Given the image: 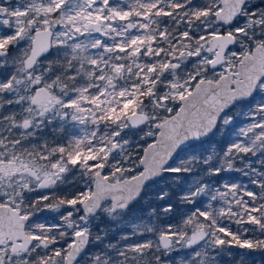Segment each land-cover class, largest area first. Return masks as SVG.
<instances>
[{
    "label": "snow or ice",
    "instance_id": "1",
    "mask_svg": "<svg viewBox=\"0 0 264 264\" xmlns=\"http://www.w3.org/2000/svg\"><path fill=\"white\" fill-rule=\"evenodd\" d=\"M233 249L264 252V0H0V264Z\"/></svg>",
    "mask_w": 264,
    "mask_h": 264
},
{
    "label": "trees",
    "instance_id": "2",
    "mask_svg": "<svg viewBox=\"0 0 264 264\" xmlns=\"http://www.w3.org/2000/svg\"><path fill=\"white\" fill-rule=\"evenodd\" d=\"M231 175L237 177L238 179L245 180L246 182V178L241 177L238 173H233ZM233 252L235 253L233 258L231 260L225 258L223 264H236V261L240 260L242 253H247V255L244 256L247 264H264V252H249L248 250L243 249H233Z\"/></svg>",
    "mask_w": 264,
    "mask_h": 264
}]
</instances>
